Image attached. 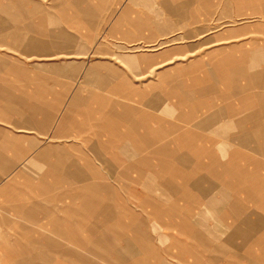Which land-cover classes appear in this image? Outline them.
I'll list each match as a JSON object with an SVG mask.
<instances>
[{"label":"rangeland","instance_id":"rangeland-1","mask_svg":"<svg viewBox=\"0 0 264 264\" xmlns=\"http://www.w3.org/2000/svg\"><path fill=\"white\" fill-rule=\"evenodd\" d=\"M23 11L24 0H0V264H209L219 253L232 255L220 246L198 245L199 241L186 234L179 223L189 216L183 207H191L193 221L190 220L198 221L194 222L198 228L195 232L206 235L201 227L210 226L214 242L224 245L227 250L232 249L224 244L228 230L223 232L220 214L206 207L207 211L201 212L191 205V201L175 198L169 191L174 187L168 181L175 178L167 169H146L140 182L133 181L138 170L132 168L131 160H112V149L104 150V146H98L100 161L93 155V150L85 148L82 138L88 133L92 145L119 136L126 153L134 155L133 144L122 138L121 130L125 129L120 123L114 122L112 128L99 129L98 133L89 132V128H83L88 133H76L69 125L66 129L63 126L66 136L59 140L52 134L57 120L65 113H74L73 118L79 121L90 119L92 124L102 125L108 116L106 100L118 103L115 104L116 111L122 110L121 103L134 113L142 108L151 112L152 108L147 105L156 101V113L163 119V128L167 129L170 122L184 124L186 119L181 114L186 111V106L174 109V99L165 101L163 93L170 79H176L178 97H187L190 91L195 102L206 99V94L195 90L202 86L199 76L203 73L204 86L208 84L207 72L211 71V64L223 56L206 53L210 46L218 44V40L164 37L149 43L146 40L140 53L103 55L55 53L54 50L67 47L58 48L48 43L37 47L33 53L36 48L29 42L31 37L27 38L29 43L25 37ZM224 24L240 28V35L225 38L224 44L238 43L241 49L236 54H227L240 55L254 63L249 65L251 71L264 72V0H254L251 12L242 7L238 20ZM70 41L72 39H61L66 45ZM74 41L82 45L88 44L89 40ZM188 65L190 68L186 70ZM243 67L244 64L240 69L245 73ZM245 82V78H240V83ZM112 85L114 88H110ZM184 85L189 91L184 92L187 87ZM199 89L203 90V87ZM138 92L144 96V101L137 97ZM203 110L197 106L195 113H205ZM34 119L42 121V125L38 126L36 122L32 125ZM29 120L31 124L27 122ZM200 120L194 119L193 124ZM146 122L153 124V121ZM151 129L156 131V127ZM14 141L17 146L25 147L17 157L12 145ZM72 142L77 143L69 152L76 167L60 168L64 175L69 170L73 172L69 175L71 181L62 186V190L72 192L68 197L53 185L48 186L51 181L42 182L48 176L51 180L47 174L51 167L40 152L49 145L58 143L68 147ZM116 143L114 145H120ZM52 154V159L59 156L55 152ZM89 161L94 164L92 170L104 175L106 180H109V173L122 179L112 181L111 185L125 204L122 199L117 200L121 206L116 208L114 205L111 214L105 207L109 200L99 191L111 195L112 189L106 186L108 183H97L99 189L96 192L92 180H79L83 173L79 174L75 169L89 172ZM59 184L62 185L60 181ZM89 194L91 197L87 200ZM110 197L114 199L115 195ZM141 200H146L144 208L138 205ZM152 201L160 213L152 212L149 206ZM176 207L178 217L166 214L168 208ZM59 225L67 229L68 236L60 233ZM202 246L208 249L203 251ZM209 253L212 254L208 256ZM78 256L84 261H77ZM219 259L223 263L225 258L220 256Z\"/></svg>","mask_w":264,"mask_h":264},{"label":"crops","instance_id":"crops-1","mask_svg":"<svg viewBox=\"0 0 264 264\" xmlns=\"http://www.w3.org/2000/svg\"><path fill=\"white\" fill-rule=\"evenodd\" d=\"M242 7L244 11H253L254 0H24L25 37L27 43L30 42L36 48L33 53L38 50L37 47L48 43L58 48L67 47L54 50L55 53L103 55L140 53L143 52L142 47L146 40L149 43L153 39L164 37L218 40V44L210 46L206 53L223 56H219L211 64V71L207 72L210 77L207 78L208 84L204 86L206 81L203 73L201 77L199 76L202 85L200 87H203V90L199 89L200 87L195 90L196 93L206 94V99L195 102L191 99L192 92L187 85V87L184 85L186 87L184 92L189 91L190 95L178 97L176 79H170L168 88L163 93L165 101L170 102L174 99L172 101L174 109L186 106V111L181 114V117L186 119L184 124L170 122L167 123V129L163 128V119L160 113H156L158 111L156 101L147 105L152 108L151 112L142 108L134 113L126 104L121 103L119 105L122 110L116 111L115 104L118 103L106 100L109 109L105 113L108 116L102 125L92 124L90 119L79 121L73 118L74 113H65L62 119L57 120L52 133L53 137L59 140L66 136L65 129L68 125L76 133L87 132L83 128L98 133L99 129L104 128L105 131L112 128L114 122L120 123L125 129L121 130L122 138L133 144L134 155L131 152L126 153V149L120 144L119 136H112L105 142H96L92 145L90 134L87 132V137L82 138L85 148L93 150V155L98 160H102L97 152L98 146H104L102 147L104 150L112 149V160L117 162L131 160L132 168L138 170L133 181L140 182L146 169L152 168V171L155 167H160L162 171L167 169L171 175L173 174L172 178H175L168 180L174 187L169 191L175 198L191 201V205L194 204L201 212L210 210L220 214L222 230L223 232L228 230L224 244L230 245L231 250L214 242L210 226L201 227L207 232L206 235L195 232L198 228L194 222L198 221L192 222L190 213L193 212V208L183 207L189 216L181 219L179 223L188 236L199 241L198 245L212 244L222 247L223 251L233 253V257L226 252L219 253L218 259L214 257L215 260L208 262L209 264L220 263V256L225 258L220 264H264V90H258L264 89V72L251 71L249 65H253V62L241 58L240 55L236 57L227 54H236L240 51L238 43L231 46L224 44L225 38L240 35V28H231L229 25L226 27L224 23L238 20ZM28 37H31L29 42ZM80 38L88 39V44L80 45L74 41ZM61 39L72 41L66 45L64 42L61 43ZM227 48L230 51L225 52ZM242 64L245 65L243 67L245 73L240 69ZM189 68L190 65L185 67L186 70ZM242 77L246 79L243 84L240 83ZM110 88H114L113 85ZM140 93L136 95L144 101V96ZM197 106H201L205 113H195ZM200 118V121L193 124L194 119ZM146 121H153V124ZM27 122L31 124L30 120ZM35 122L38 126L42 125V121L36 119L32 120V125ZM155 127L156 131H153L151 128ZM115 143L120 145H114ZM12 145L16 157L25 150L23 145L17 146L16 141ZM76 146L77 143L74 142L68 147L57 143L40 152V155L47 158V163L51 167L47 173L51 180L48 176L42 182L51 181L48 186L58 188L63 196L72 195V192L62 190V186L65 182L71 181L69 175H73V172L69 170L65 172V176L60 168L76 167V161L69 153ZM182 149L185 153L179 152ZM52 152L59 156L52 159L54 155ZM79 155L86 158L83 153ZM92 165L93 162L89 161L91 168L89 172H82L77 168L75 170L79 174L83 173L80 181L92 180V188L96 192L99 189L97 183H108L106 186L112 189L111 195H115L114 199L104 190L99 191L100 195L109 200L105 207L111 214L114 205L116 208L121 206L117 200H123L120 193L111 185V182L118 178L109 173V180H106L104 175L92 170ZM105 165L110 166L109 163ZM90 197L89 194L87 200ZM152 203L149 205L152 212L160 213L155 209L156 203L153 201ZM123 204V208L128 211L127 206ZM145 204L146 200H141L138 205L144 208ZM177 207L168 208L166 214L178 217ZM213 227L216 229V226ZM57 229L63 230L60 231L63 236L69 235L67 229H63V225L57 226ZM87 240L92 241V238L87 237ZM205 249L208 248L202 246V250ZM78 257L77 261H84L81 256Z\"/></svg>","mask_w":264,"mask_h":264},{"label":"bare ground","instance_id":"bare-ground-1","mask_svg":"<svg viewBox=\"0 0 264 264\" xmlns=\"http://www.w3.org/2000/svg\"><path fill=\"white\" fill-rule=\"evenodd\" d=\"M98 109H99V108H98ZM154 158H155V157H154ZM158 161H159V160H158ZM158 161H157V162H158Z\"/></svg>","mask_w":264,"mask_h":264}]
</instances>
